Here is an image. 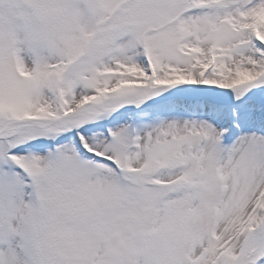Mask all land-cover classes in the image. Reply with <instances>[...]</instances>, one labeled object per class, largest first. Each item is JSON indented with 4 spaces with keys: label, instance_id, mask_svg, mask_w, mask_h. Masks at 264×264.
I'll list each match as a JSON object with an SVG mask.
<instances>
[{
    "label": "snow or ice",
    "instance_id": "obj_1",
    "mask_svg": "<svg viewBox=\"0 0 264 264\" xmlns=\"http://www.w3.org/2000/svg\"><path fill=\"white\" fill-rule=\"evenodd\" d=\"M0 264H264V0H0Z\"/></svg>",
    "mask_w": 264,
    "mask_h": 264
}]
</instances>
